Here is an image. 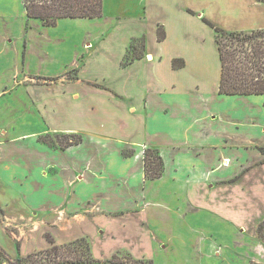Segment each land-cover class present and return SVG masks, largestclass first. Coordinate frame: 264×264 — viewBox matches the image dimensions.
<instances>
[{
	"label": "crops",
	"instance_id": "1",
	"mask_svg": "<svg viewBox=\"0 0 264 264\" xmlns=\"http://www.w3.org/2000/svg\"><path fill=\"white\" fill-rule=\"evenodd\" d=\"M249 6L238 16L257 18L264 2ZM202 18L159 19L148 38L136 35L146 36V56L124 67L135 38L126 35L114 87L86 76L100 38L78 25L97 19L45 27L23 0H0V233L9 248L2 236L0 246L12 258L49 249V233L58 245L90 241L94 262L64 264H114L121 255L264 264V209L252 224L253 191L264 188V113L252 101L264 95L220 94L216 41L207 49L196 35ZM174 59L185 67L174 69ZM47 134L83 142L49 147L39 141ZM147 149L164 161L159 179H146Z\"/></svg>",
	"mask_w": 264,
	"mask_h": 264
},
{
	"label": "trees",
	"instance_id": "2",
	"mask_svg": "<svg viewBox=\"0 0 264 264\" xmlns=\"http://www.w3.org/2000/svg\"><path fill=\"white\" fill-rule=\"evenodd\" d=\"M264 2V0H259ZM30 20H38L45 27H56L61 19H100L104 16V0H23ZM195 14L192 10L188 11ZM203 22L215 34L220 63L221 80L219 92L226 96L264 95V29L252 31H227L216 26L212 21L203 17ZM166 30L163 25L157 28V40L166 39ZM146 37L132 38L127 53L122 61L126 67L136 60L146 56ZM174 69L185 67L183 59H174ZM56 79H47L54 81ZM41 143L49 147L67 149L83 142L82 135H44L39 138ZM264 153V148L260 149ZM133 151H125L129 157ZM146 179L155 180L163 176L164 161L156 149H147L144 157ZM3 211L0 209V216ZM46 239L51 247L47 250L28 256L12 258L0 246V264H41L35 257L47 255L51 264L89 263L94 262L90 242L81 238L65 245H57L54 238L47 233ZM20 245L18 244V249ZM54 253V254H53ZM38 262V263H37ZM114 264H153V261L136 260L128 256L127 261H119L117 256L111 260Z\"/></svg>",
	"mask_w": 264,
	"mask_h": 264
},
{
	"label": "rangeland",
	"instance_id": "3",
	"mask_svg": "<svg viewBox=\"0 0 264 264\" xmlns=\"http://www.w3.org/2000/svg\"><path fill=\"white\" fill-rule=\"evenodd\" d=\"M249 9V0H104V16L102 18L82 22L78 25L81 30L92 32L93 36L100 38L98 41L94 37L92 42L94 48L87 57L89 61L86 76L93 82L99 80L98 82L100 83H109L115 87L121 68L119 61L124 37L126 35L142 37L145 35H136L145 31L148 38V34L152 32L156 21L159 19L166 20L168 17H205L216 26L227 31H249L247 28H252V26L259 28V26L264 25V6L257 11L260 12V16L255 19L249 16H238V10L248 12ZM187 10L197 13L193 15L188 13ZM198 12L203 15L199 16ZM251 19L253 20L251 21ZM198 29L199 33L196 35L199 37L200 43L205 45L207 49L215 50L214 31L203 23ZM68 76V78H73L72 73ZM261 101L260 103V101L253 100L252 104L256 111L259 109L264 113V100ZM253 194L252 216L256 217H252V224L258 213L264 209V188L260 189L258 187V190L255 189ZM257 232L264 241V222L260 223ZM1 233L0 237L2 236L3 244H6L5 246L9 248L8 242ZM61 237L64 238L63 235ZM36 245L38 244L26 245L24 249L29 251ZM127 258L128 256L121 255L118 259L119 261H127ZM35 260L41 264H51V258H48L45 254L35 257ZM2 264L8 263L4 262Z\"/></svg>",
	"mask_w": 264,
	"mask_h": 264
},
{
	"label": "built area",
	"instance_id": "4",
	"mask_svg": "<svg viewBox=\"0 0 264 264\" xmlns=\"http://www.w3.org/2000/svg\"><path fill=\"white\" fill-rule=\"evenodd\" d=\"M62 214V213H61ZM60 214V217H63V215Z\"/></svg>",
	"mask_w": 264,
	"mask_h": 264
}]
</instances>
